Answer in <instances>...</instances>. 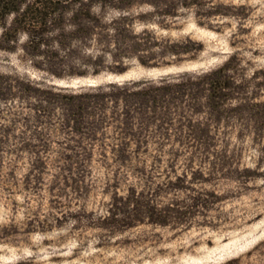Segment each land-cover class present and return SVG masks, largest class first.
Segmentation results:
<instances>
[{
	"label": "rangeland",
	"instance_id": "obj_1",
	"mask_svg": "<svg viewBox=\"0 0 264 264\" xmlns=\"http://www.w3.org/2000/svg\"><path fill=\"white\" fill-rule=\"evenodd\" d=\"M56 10L40 45L0 25V264H264V0ZM223 66L220 113L196 83L162 117L111 104L93 136L41 108Z\"/></svg>",
	"mask_w": 264,
	"mask_h": 264
},
{
	"label": "trees",
	"instance_id": "obj_2",
	"mask_svg": "<svg viewBox=\"0 0 264 264\" xmlns=\"http://www.w3.org/2000/svg\"><path fill=\"white\" fill-rule=\"evenodd\" d=\"M110 1V0H90ZM84 4V0H0V25L5 27V31H13L9 39H14L17 32L24 30L28 33L31 42L37 45L43 44L42 36L52 31L51 15L56 13V9L70 6V4ZM83 7H78L79 12ZM87 16L92 14L89 5ZM14 13L15 18L11 25H7L6 18ZM174 45V44H173ZM188 48L180 44L167 46L165 53L180 54L186 52ZM225 67L202 73L196 82L191 79L176 80L175 76L164 77L159 81L128 80L123 83L109 82L96 85L78 92H48L46 95L49 104L42 105L46 112H53L61 109L65 126L82 135L93 136L96 130L107 121L106 108L112 104L118 113V107L123 104L127 121L130 124L135 113L141 115H151V118L167 115L166 112L176 100H182L190 94L193 83L205 91L208 90V104L218 107L225 96V88L222 70ZM201 92V93H200ZM198 95L202 94V91ZM201 104V101L198 102ZM163 107V108H162ZM165 108V110H164ZM219 114L216 117L219 119ZM155 218L153 212L149 214ZM149 216V217H150ZM157 217V216H156ZM159 221V220H156Z\"/></svg>",
	"mask_w": 264,
	"mask_h": 264
}]
</instances>
